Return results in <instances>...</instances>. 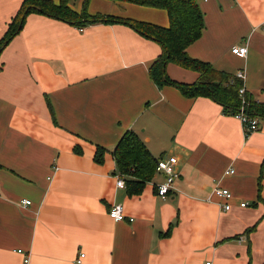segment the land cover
<instances>
[{"label": "crops", "instance_id": "crops-1", "mask_svg": "<svg viewBox=\"0 0 264 264\" xmlns=\"http://www.w3.org/2000/svg\"><path fill=\"white\" fill-rule=\"evenodd\" d=\"M22 1L0 0V38ZM81 2L69 5L79 11ZM198 5L204 28L188 55L244 71L246 91L264 103V0ZM87 11L169 24L164 9L124 0H89ZM234 45L247 55L233 54ZM160 53L121 22L26 16L0 52V264H76L81 252L79 264H264V118L246 133L211 98L158 87L149 67ZM166 73L183 83L199 77L171 62ZM127 130L155 158H177L165 198L156 194L161 175L137 194L116 186L111 151ZM116 203L118 221L108 216Z\"/></svg>", "mask_w": 264, "mask_h": 264}, {"label": "trees", "instance_id": "trees-1", "mask_svg": "<svg viewBox=\"0 0 264 264\" xmlns=\"http://www.w3.org/2000/svg\"><path fill=\"white\" fill-rule=\"evenodd\" d=\"M143 6L164 9L168 15V26L101 14L90 15L86 12L88 0H84L80 11L69 5V0H23L16 14L7 24V29L0 38V52L17 35L26 16L37 12L65 22L83 26L95 22H121L127 24L145 37L158 42L161 53L149 67V76L158 86L171 85L186 97L205 96L222 106L224 113L235 116L242 108L249 117L264 118V103L256 101L246 90L240 95L242 80L233 74L217 70L208 62L192 58L186 52L189 44L197 40L204 28L203 14L198 0H124ZM171 62L183 68L199 73L194 83L173 80L166 73V65ZM2 64L0 63V69ZM104 148L97 147L95 160L100 162ZM116 165V173L128 177V193H140L145 183L155 175L157 158L148 150L144 141L134 131L127 130L111 151ZM264 217V213H263ZM171 226L164 233L170 231ZM253 228L247 229L250 231Z\"/></svg>", "mask_w": 264, "mask_h": 264}, {"label": "built area", "instance_id": "built-area-1", "mask_svg": "<svg viewBox=\"0 0 264 264\" xmlns=\"http://www.w3.org/2000/svg\"><path fill=\"white\" fill-rule=\"evenodd\" d=\"M231 52L235 54L236 56L243 58L247 55L248 48L246 45H234L231 47ZM235 77L242 80V85L239 88L240 95L244 94L245 92V86L243 84V80L245 77L244 71H238L234 75ZM244 126V130L247 132L256 131L259 126V118L249 117L246 115V113L243 112L242 108L240 109V112L235 115ZM177 165V158L173 155L168 156H162L157 160V165L155 168V175H161L162 181L156 184V194L162 198H165L167 194L170 192L171 188L173 187L174 182L179 178V172L176 169ZM233 172L231 169L228 170V173ZM116 177V186L123 188L125 186L124 179L121 175H115ZM213 193L219 197H223L225 199L231 198V192L227 188H222L219 186H215L213 188ZM24 204H28L29 201L25 200L23 202ZM246 202H241L240 206H245ZM224 210H227L230 208V204L224 203L222 205ZM123 206L120 203H116L112 205L108 209V216L112 218L113 220H121L123 218ZM84 256V253H80L79 256L76 258L75 262L76 264H79L82 261V258ZM24 262H28V256L25 257ZM208 264V263H206Z\"/></svg>", "mask_w": 264, "mask_h": 264}, {"label": "rangeland", "instance_id": "rangeland-1", "mask_svg": "<svg viewBox=\"0 0 264 264\" xmlns=\"http://www.w3.org/2000/svg\"><path fill=\"white\" fill-rule=\"evenodd\" d=\"M83 2H84V0H82V2H81V4H80L79 11L82 9ZM88 2H89V0H88ZM88 2H87V5H88ZM87 5H86V12L89 14V12L87 11ZM158 159H159V158H158Z\"/></svg>", "mask_w": 264, "mask_h": 264}]
</instances>
